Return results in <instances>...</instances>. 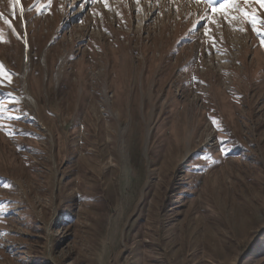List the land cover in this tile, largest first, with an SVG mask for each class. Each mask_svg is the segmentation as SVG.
<instances>
[{
	"label": "rangeland",
	"instance_id": "rangeland-1",
	"mask_svg": "<svg viewBox=\"0 0 264 264\" xmlns=\"http://www.w3.org/2000/svg\"><path fill=\"white\" fill-rule=\"evenodd\" d=\"M139 1L0 0V264H264V0Z\"/></svg>",
	"mask_w": 264,
	"mask_h": 264
},
{
	"label": "snow or ice",
	"instance_id": "snow-or-ice-1",
	"mask_svg": "<svg viewBox=\"0 0 264 264\" xmlns=\"http://www.w3.org/2000/svg\"><path fill=\"white\" fill-rule=\"evenodd\" d=\"M245 2H247V0H245ZM207 4H208L209 8H212L213 11H216L217 7L224 9L223 14H224L226 19L228 18V15H229L228 9L235 6L233 3V0H221L220 5H218V6H215L214 0H207ZM240 11L243 12L244 17L246 18L247 22L252 26L254 31H258L257 30V24L258 23L261 25L262 28H264V19L258 20L252 13L246 12L243 9H240ZM234 18L235 17H233V19ZM258 34H260L259 31H258ZM262 42H264V37H262ZM3 71H4V66H3L2 62H0V73H2Z\"/></svg>",
	"mask_w": 264,
	"mask_h": 264
},
{
	"label": "bare ground",
	"instance_id": "bare-ground-1",
	"mask_svg": "<svg viewBox=\"0 0 264 264\" xmlns=\"http://www.w3.org/2000/svg\"><path fill=\"white\" fill-rule=\"evenodd\" d=\"M139 1V0H138ZM140 2V1H139ZM145 81V80H144ZM65 92H67V91H65ZM66 112V111H65Z\"/></svg>",
	"mask_w": 264,
	"mask_h": 264
}]
</instances>
